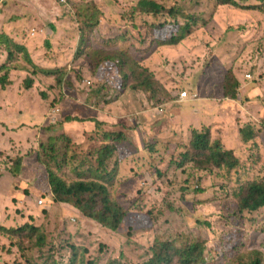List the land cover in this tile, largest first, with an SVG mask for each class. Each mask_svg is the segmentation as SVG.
I'll list each match as a JSON object with an SVG mask.
<instances>
[{"label": "rangeland", "instance_id": "obj_1", "mask_svg": "<svg viewBox=\"0 0 264 264\" xmlns=\"http://www.w3.org/2000/svg\"><path fill=\"white\" fill-rule=\"evenodd\" d=\"M41 1L50 12L45 10L33 14L37 16L34 17L27 5L12 6L10 10L6 6L4 27L0 26V32L10 36L11 42L24 46L31 39L39 40L32 44L34 52L30 56L34 57L39 71L33 77L36 82L31 92L18 97L20 91L26 90L23 81L28 73L24 71H11L8 82H0L5 86L0 90H10L8 95L12 94L10 101L5 102L9 109L0 112V228L13 229L29 222L41 227L42 233L31 238L22 236L19 248L0 234V264H28V258L41 263L46 257H53L58 264H70L71 246L79 252L87 251V264L98 257L102 262L110 257L143 261L157 233L199 237L207 242L208 249H215L218 235L229 228L219 213L218 200L225 198V194L218 187L231 190L253 178L264 181V0H230L234 5L227 4L226 0H185L188 7H185L187 3L179 4L187 14L204 19L207 25L187 38L185 47L178 45V51L170 54L173 57L187 50L194 57L186 55L183 58L186 62L175 64L172 57L167 59L165 49L164 54L154 45L147 27L150 19L132 14L134 4L130 0H38V3ZM91 11L101 22L91 32L88 42L80 44L81 22L90 19ZM29 29L33 38L28 35ZM38 34L48 39L44 41L47 44L41 43L43 37ZM116 37L119 41L113 42ZM0 50L7 59V47L2 46ZM119 50L158 81L160 87L155 99L142 91L119 93L109 87L107 80L102 82L96 78L92 69L99 54ZM9 66L30 69L31 65L19 55ZM227 70L240 79L235 100L222 101L218 115L210 116L207 109L195 113V106L206 95L213 102L219 99V87ZM61 73H65L62 96L49 90ZM67 81L74 88H68ZM205 89L206 95L202 93ZM185 90L188 97L192 95L187 99L191 103L176 104L178 93ZM43 92L48 94L46 100L40 96ZM243 102L246 103L242 105ZM21 122L26 123L19 125ZM97 124L103 126L99 132L124 131L129 136L122 147L127 149V154L130 150L132 156L121 165L117 186L110 188L120 205L141 221L142 215L158 212L164 201L162 193H170L176 199L185 195L191 204H181L179 212L171 216L159 212L158 220L152 219L148 230L138 224L140 230L134 235L118 237L78 210L53 203L45 166L38 160L40 157L44 162L50 160L45 157L48 147L42 145H47L49 138L56 139L58 159L67 152V158L85 160L89 151L94 153ZM166 124L181 134L185 146L192 131L208 129L211 140L238 153L243 170L229 174L186 171L178 172L173 178L181 149L176 144L167 147L156 138L159 126ZM246 125L254 130L256 139L250 142H255L254 145L242 144L238 137V129ZM18 132L23 136L20 139H17ZM14 134L16 141H13ZM19 157L23 159V167L18 178H13L10 169ZM256 158L260 160L254 162ZM58 159L52 162L56 171L57 162H62ZM58 175L68 183L74 178L70 166ZM173 180L174 184L170 185ZM41 199L43 204H39ZM196 217L208 222L210 228L197 225ZM242 220L247 249L264 258V209L246 213ZM39 235L46 240L41 251L32 248ZM54 252H57L55 259Z\"/></svg>", "mask_w": 264, "mask_h": 264}, {"label": "trees", "instance_id": "obj_2", "mask_svg": "<svg viewBox=\"0 0 264 264\" xmlns=\"http://www.w3.org/2000/svg\"><path fill=\"white\" fill-rule=\"evenodd\" d=\"M130 2L134 4L132 14L137 13L150 19L147 27L152 33L153 43L159 50H163L164 54V49L166 50L167 59L172 57L170 54L178 51V45L182 44L185 47L183 44L186 43V39L192 38L195 32L207 25L204 19L187 14L186 10L179 6V4L187 3L185 0H130ZM225 2L227 4H235L230 2V0H226ZM188 6L187 3L185 7ZM250 8L253 10L255 7ZM94 10L96 11L97 9L94 7ZM89 14L90 19L81 22L80 44L88 42L91 32L99 27L101 22V18H96L92 11ZM181 20H183L182 23H180ZM112 40L113 42H118L119 37ZM0 45L6 46L8 49L7 59L0 67V82H8L11 71H22V69H12L9 66L14 61V58H17L19 55L24 56L26 62L31 65L29 66L30 69L23 70L28 75L23 81V88L26 90L20 91L18 95L20 98L24 94L31 92L30 89L35 84L33 77H36L39 71L37 66L32 63L23 45L11 42V39L5 34H1L0 36ZM184 51L185 53H177V56L172 57L174 64L176 61L186 62L183 59L186 55L191 59L194 57L191 51ZM99 56L100 58H98ZM99 56L96 58V64H94L92 69L99 81L103 82L107 80L109 87H112V89L119 93L142 91L153 95V99L158 96V87H160L158 81L127 53L122 50L118 52L103 51ZM48 73L55 72L48 71ZM64 76L65 73H61L56 78L55 83L49 87V90L56 91L62 96ZM110 78L113 79V83ZM239 80V77L234 72L227 70L223 75L219 87L221 92L219 99L235 100L239 90ZM67 84L68 88H74L71 82L67 81ZM0 88L3 90L5 86L3 87L0 83ZM40 96L43 100L48 98V94L44 92ZM9 101L10 98L6 99L4 96V105ZM6 109H9V107L5 106V111ZM25 123L21 122L19 125ZM97 125V134L93 136L95 143L94 153L89 151V157H86L85 160L79 161L74 156L67 158V152L61 156L62 158L58 159L56 139L49 138L47 145H42L43 147H48L45 149L48 150L45 153V157H48L50 160L44 162L41 157L38 160L45 166L53 203L66 204L78 210L84 217L96 222L102 228L118 237L121 235L125 237L134 235L140 230L138 229V224L141 225L140 228L148 230L152 227V219L158 220L159 212L171 216L179 212L181 204H191V201L185 199V195H182L181 199H176L170 193H162L161 200L164 201L161 203L158 212L152 214L153 212L150 211L144 216L142 215V220L139 221V216L132 215L124 206L120 205L114 193L110 190V188L117 186L121 165L132 156L130 150L127 154V149L122 147L126 141L128 142L129 136L120 131L103 130L99 132L103 126L102 124ZM247 126L238 129V137L242 144L249 143L254 145L255 142H250L254 141L255 137H253L251 129ZM156 132V138L164 145L168 147L176 144L181 149V154L174 164L176 169L174 170L173 178H175L178 172L183 174L186 171L229 174L233 171L237 172L238 170L241 172L243 170L241 160L237 156L238 153L232 149H225L219 145L218 141L211 140L208 129H204L203 132L192 131L189 144L186 146L181 141V134L168 124L164 127L159 126ZM151 150H154V145H151ZM57 159L62 160V162H57L56 171L52 162H55L54 160ZM262 159H264V155ZM256 160L260 159L256 158L254 162ZM85 162L88 163L85 164ZM68 166H70V172L72 171L74 174V178L70 183L64 177L58 175L59 172ZM22 167L23 159L19 157L14 161L10 169L11 177L18 178ZM155 172L156 175H159L158 171ZM169 184H174V180ZM218 189L225 194V198L219 197L218 200L219 213L223 224L228 225L229 228L223 230L218 235L215 249H208L207 242L199 237L192 239L189 235L185 234L164 236L157 233L153 238L151 247L147 251V258L143 261H133L131 258H124L123 260L120 257H118L119 259L110 257L102 262L98 257L88 264H100V262L101 264H264V258L260 253L247 249L248 240L242 220L244 214H253L264 209V181L253 178L238 184L236 188H232L231 190H226L223 186L218 187ZM184 191L186 189H182V192ZM30 220H34V218L30 217ZM194 221L199 226L203 224L207 229L210 228L208 222L199 221L197 217ZM41 233V227H35V225L33 226L29 222L13 229L0 228V234L11 240L16 248L22 246V243L18 244L22 236L31 238L33 234ZM45 246L46 240L42 235H39L37 241L32 244V248L39 251L43 250ZM114 246L112 244V248ZM70 251H72L70 264H75L77 259L80 258L79 264H87L85 258L87 254L86 250L79 252L74 246H71ZM56 253L54 252V259ZM28 264L58 263H56V260H53V257H46L41 263L30 261L28 258Z\"/></svg>", "mask_w": 264, "mask_h": 264}, {"label": "crops", "instance_id": "obj_3", "mask_svg": "<svg viewBox=\"0 0 264 264\" xmlns=\"http://www.w3.org/2000/svg\"><path fill=\"white\" fill-rule=\"evenodd\" d=\"M7 3H8V5H7ZM53 3V2H52ZM20 4H22V5H27V7H28V9L30 10V12L32 13V16H34V17H37V16H35V15H33V14H37V13H39V12H42V11H45L46 9L44 8V5L46 4L44 1H41V2H39L38 3V0H8L7 2H5L4 3V5H3V7L0 9V26L1 27H4V19H5V15L3 14V11L6 9V6L9 8V10H10V8L12 7V6H19ZM48 7H49V5H48ZM54 8H56V6H55V4H54ZM46 11H49L50 12V10L49 9H47ZM42 21V20H41ZM32 27H35L34 25L33 26H31L30 27V29L32 28ZM30 29L28 30V35L31 37V38H33L32 37V35H30ZM1 34H5V32H0V35ZM6 35V34H5ZM39 36H42L43 37V39H42V42L41 43H43L44 45L45 44H47V43H44V41H46V40H48V39H46V40H44L45 38H44V36L43 35H40V34H38ZM38 35H37V37H38ZM9 37V39H10V36H8ZM34 37H36V36H34ZM32 41H29V42H27V43H25L24 44V47L26 48V52L28 53V55H29V57L31 56V52L33 53L34 52V49H33V46H32V44H35L34 42H37V41H39L38 39L36 40V38L35 39H31ZM41 40V39H40ZM20 45V44H19ZM26 45V46H25ZM2 46L0 45V48H1ZM2 57V58H1ZM30 59H32L33 60V62H34V57L32 56V57H30ZM6 59L4 58V55L2 54V52H1V50H0V67L2 66V64L4 63V61H5ZM31 60V61H32ZM32 62V63H33ZM35 66H36V64H35V62L33 63ZM11 68L12 69H15L14 67H12L11 66ZM24 68V69H23ZM22 68V71L23 70H25V69H27L28 70V67L26 66V67H23ZM11 73V72H10ZM36 82V81H35ZM186 91V90H185ZM205 92H202V93H205V95L207 94V92H208V90L207 89H205L204 90ZM10 92V90L8 91V92H5V91H1L0 90V112H1V114H2V112L3 111H5V105H4V102H3V98H4V96H5V98L6 99H9V97L12 95H5V94H8ZM187 92V91H186ZM189 94H191V93H189ZM193 94H195V93H193ZM19 97V96H18ZM188 98H192V95L190 96V97H187L184 101H182L181 103H182V105L183 104H185V103H191V102H188L187 101V99ZM190 100H193V99H190ZM175 101V100H174ZM222 101H233L232 99H217V100H214V102L212 101V100H208V97H207V95L204 97V99H202V102H200L199 104H197L195 107H196V109H195V113H198V112H200V111H204V110H206L207 109V112H208V114L210 115V116H213V115H218V114H220L219 113V107L221 106V104H222ZM176 102V104H179V105H181L180 104V102H179V100L177 99V101H175ZM178 102V103H177ZM246 102H243V104L242 105H244ZM174 106V105H173ZM173 106H171L170 108H173ZM185 107H187V106H189V105H184ZM23 125V124H22ZM213 125L214 124H212L211 126L213 127ZM219 126H221V123L220 124H218ZM252 130V129H251ZM8 131V130H7ZM9 132V131H8ZM124 132V131H123ZM71 133H73V132H71ZM253 133H254V130H252V135H253ZM1 136H3V135H1ZM23 136H22V134L20 133V132H18V135H17V139H20V138H22ZM256 139V138H255ZM13 141H16V138H15V134H14V136H13ZM25 160V159H24ZM25 163V162H24ZM26 202H27V199H26ZM23 204V203H22Z\"/></svg>", "mask_w": 264, "mask_h": 264}, {"label": "built area", "instance_id": "obj_4", "mask_svg": "<svg viewBox=\"0 0 264 264\" xmlns=\"http://www.w3.org/2000/svg\"><path fill=\"white\" fill-rule=\"evenodd\" d=\"M7 1H8V0H0V8H2L3 5H4V3L7 2ZM32 35H34V34L32 33ZM87 83L90 84L89 81H87ZM187 97H188V93H187L186 91H180V92L178 93V100H179L180 102L184 101ZM39 204H43V201L40 200V201H39Z\"/></svg>", "mask_w": 264, "mask_h": 264}, {"label": "clouds", "instance_id": "obj_5", "mask_svg": "<svg viewBox=\"0 0 264 264\" xmlns=\"http://www.w3.org/2000/svg\"><path fill=\"white\" fill-rule=\"evenodd\" d=\"M42 200V199H41Z\"/></svg>", "mask_w": 264, "mask_h": 264}]
</instances>
